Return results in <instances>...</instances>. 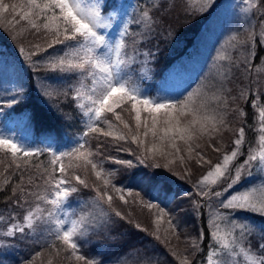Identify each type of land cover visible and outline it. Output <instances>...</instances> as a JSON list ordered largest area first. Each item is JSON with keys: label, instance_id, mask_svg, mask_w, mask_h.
Here are the masks:
<instances>
[{"label": "snow or ice", "instance_id": "snow-or-ice-1", "mask_svg": "<svg viewBox=\"0 0 264 264\" xmlns=\"http://www.w3.org/2000/svg\"><path fill=\"white\" fill-rule=\"evenodd\" d=\"M212 0H203L200 10L211 6ZM251 8L258 7V4L251 3ZM259 4H264V0H259ZM107 4L103 8L98 3L86 4L85 0H22L21 3H6L0 0V27L7 26L14 34L18 32L16 25L24 22L32 35L43 33L47 43L41 46L39 43L32 45V51L26 53L27 61L30 65H35L39 61L33 60V57L40 55L41 52H47L56 44H65V49L60 54L52 57L47 62L46 67L54 72L71 74L76 80V84L71 89V99L76 107L82 111L86 118L87 131L83 133L82 142H78L76 146L68 151L55 152L50 149L30 148L18 144L15 140L0 136V152L10 155L11 161L9 167L15 165L20 170L22 165L24 171H27L29 160L24 158H39L49 156L50 159L46 165H43L44 171L39 177V181L29 177L28 184H24V172L20 173L18 180L13 182L4 173H0V191L11 185V197H15L17 206L24 208L28 206L22 218V223H13L4 232L7 237H14L16 233L24 234L25 230L36 231L38 229H46L49 236L52 237L50 244H46V248H50L56 252H64L65 259L74 260L77 264H101V261L89 259L80 254L81 241L87 243L86 237L90 233L102 234L114 220L112 215L120 220L127 219V216L117 209L113 203L114 197L110 194L109 189L115 193H119V200L127 204L124 190L112 184L114 172L105 171L102 162H96L93 156L101 153L99 148L103 147V142L96 145L97 151H93L88 147V141L84 138L90 134H97V137H113L115 140H127V135L117 130V127L111 122V118L123 125L131 135V142L137 144L138 148L143 147L144 140L140 139V129L143 127V136L148 137L151 134L153 144L147 149L153 158L159 155L162 157L175 156L180 165L185 168L183 174L176 173L169 165L175 163L169 160L164 164L165 168L173 175H179L180 179H187L190 172L187 170V164L182 152L187 153L188 160L195 159L197 164L211 165L210 160L196 152L200 147L199 141L203 137H208L209 147L213 151H220L219 148L211 144L215 135L227 130V117L229 104V95L231 89L227 87L232 79L233 63L231 58L223 53L218 54L219 61H229L227 65H222L218 73L217 82L212 86L211 94L196 105L192 101L191 94L186 99L172 100L165 97L149 98L144 94L143 90L133 82L130 65L134 58L124 52L125 43L123 38L120 42L112 45L102 30L111 27V18H107L104 12L107 11ZM264 19V17H262ZM141 20L150 23L151 14L143 11ZM122 37L127 35V27H125ZM23 39V36H21ZM249 39L253 43V34L250 33ZM232 41H236L235 36L231 37ZM71 41L72 43L66 44ZM261 43H264V33H261ZM235 47V45H233ZM22 55L25 54L23 46L19 49ZM254 49L252 55L254 57ZM51 55V54H49ZM249 61L244 62V71H251L247 66ZM238 70L240 65H235ZM52 96V93H47ZM65 95H68L65 93ZM243 96V93H241ZM231 99H236L231 97ZM254 97L249 94L248 100L250 107L259 108L260 132L264 133V107L252 104ZM13 102H9L11 107ZM211 111H209V106ZM117 109H120L118 112ZM233 112H237L239 116L244 117L246 113L243 109L232 108ZM128 112L134 113L132 119L135 122V133L129 122L123 119L122 114ZM111 114V118L107 114ZM146 113V116H142ZM150 121V123H149ZM107 125L108 130H105ZM245 139V129L240 127L233 141L234 148L230 155H224L222 162L212 166L210 170L203 175L196 185L197 194L202 198L211 200L213 197L219 198L223 192L233 189L242 179L245 170L252 167H259L264 172V134L260 135L261 150L257 154L249 149L248 154L238 166L235 167L234 175L228 167L230 163L236 160L242 154V147ZM158 141V143H156ZM180 143L183 144L181 148ZM171 149L172 151H168ZM195 153V155H193ZM141 163L144 156L137 157ZM68 161L66 164L65 161ZM74 161L81 163L74 164ZM255 162V163H254ZM42 163V162H41ZM116 164H126L132 166L131 161L115 160ZM34 167H39V163H34ZM91 167L96 180L99 184L91 185L95 195L91 201L82 207L90 208L87 212H81L77 215L76 209L73 208L70 198L73 194L80 192L82 188L90 187L86 179L76 172H70L69 169L79 168L87 172ZM161 167L159 163L155 165ZM12 175V174H9ZM228 178L229 182L221 191H214L212 186L218 184L222 178ZM170 191L164 185L149 184V193L156 191ZM264 188V186H262ZM132 195V193H128ZM139 197V193H136ZM10 197V198H11ZM31 198V200L29 199ZM141 202L143 198L141 197ZM107 205V208L104 206ZM149 209L158 208L157 204L151 202L145 203ZM197 207H202L196 202ZM219 207L225 210H244L258 213L264 216V197L257 200L253 196L252 189H245L242 193H233L227 199L220 200ZM160 215L157 216L154 223L156 229L155 238L160 240L158 234L160 232V224L162 218L169 214L163 209H159ZM226 223L225 235L218 233L221 230V223ZM211 226L213 230L209 233V238L213 240V248L207 255L206 264H229L228 261L221 260V256L233 258L242 256L246 264H264V236L256 246V250H251L249 241L246 247L243 241L249 237L251 232L250 226L238 224L236 218L225 216L224 213L217 211L211 218ZM168 228L164 231L167 233L171 229L173 235L178 236L177 225L173 223L172 218L167 220ZM137 228L140 226L137 224ZM146 231V229H141ZM238 230V231H237ZM199 239H203V233L199 234ZM193 250H198L200 244L196 241L191 245ZM219 249V251L217 250ZM42 253H37L39 256ZM171 255L178 261V264H193L188 255L178 254L172 251ZM215 258V259H214ZM36 257H33L35 260ZM51 264V261H49Z\"/></svg>", "mask_w": 264, "mask_h": 264}, {"label": "trees", "instance_id": "trees-1", "mask_svg": "<svg viewBox=\"0 0 264 264\" xmlns=\"http://www.w3.org/2000/svg\"><path fill=\"white\" fill-rule=\"evenodd\" d=\"M13 0H5L7 3H13ZM22 0H14V3H21ZM107 12L111 9L115 10L120 5V0H107ZM134 7L148 11L151 14L152 20L150 23H145L139 20L136 25L130 27V31L125 38V41L129 44V49L134 52V59L137 57L140 59L139 63L132 64V67L139 69V72L134 71L133 77L142 85L150 89L151 96L157 92H161V81L164 74H167L168 70L184 55H188L184 61L188 59V64L191 65L192 61L190 57H195V61L198 65V72L195 78L202 79L203 69L205 67H212L214 62V54L216 49L213 50L212 46L214 43L213 34L210 37L207 36L209 26L204 25L208 22L209 15L202 11L200 13L191 12L189 10L188 0H152L146 2V0H133ZM262 5V4H260ZM264 6V4L262 5ZM262 8L260 7V14L258 10L253 12V17L259 21L262 18ZM211 14V13H210ZM208 18L204 20L205 18ZM205 21V22H204ZM204 22V24H203ZM203 24V25H202ZM202 25V26H200ZM143 26V28H141ZM205 27L206 31H202V27ZM224 25H221L223 28ZM7 26L0 27V76L5 78H10L15 82H12L14 89H9L2 84L0 80V94L1 102L0 107L4 112L3 120H13L12 118L18 119V123L22 124L25 122L27 125L30 124L32 131V137H30V142L34 144L36 148L50 149L55 152L68 151L78 142H82L83 133L87 131L86 128V118L83 116L82 111L79 110L71 99V89L76 84V80L72 78L71 74H64L60 72H54L49 70L46 65L47 62L52 59V57L61 53L65 49V44H56L53 48L47 50V52H41L40 55L33 57V60L39 61L35 65H30L26 58V52L22 55L19 51V46L16 42L9 39ZM37 37V43L42 47L46 45L47 40L45 37ZM250 35H247L246 45L249 49V39ZM72 43L71 41L66 42V44ZM263 47L254 48V57L250 63L254 66L258 64L260 59L264 57ZM33 49L31 48L30 51ZM190 50L189 53L187 51ZM51 54V55H49ZM242 62H240L241 64ZM202 67L200 70L199 68ZM26 71V73H25ZM241 72V70H239ZM252 69L248 71V96L247 99L242 104V109L245 111L246 116L241 118V126L246 132V142H250L253 139L252 129L254 127L256 119L253 109L249 105V94L253 97H257V94L253 90L263 88L264 79L258 83V88L256 86L257 81L253 82L252 79ZM191 82V81H189ZM2 88V89H1ZM246 89V88H245ZM3 90V91H2ZM6 91H13L12 94H7ZM244 91V90H242ZM47 93H52V96H48ZM67 93L68 95H65ZM264 98V94L261 97ZM12 106L9 107V102H13ZM119 112L120 109H117ZM111 118V114H107ZM143 113L142 116H146ZM123 119L130 123L133 133H135V122L130 119L133 115L124 112L122 114ZM111 122L117 127V130L127 135V140H115L113 137H97V134H90L86 137L88 141V147L95 152L97 151L96 145L103 142L104 146L99 148L101 153L98 156H93L92 159L96 162H102V166L105 171L114 172V177H112V184L116 187L124 190L125 199L128 201L127 204L119 200V193H115L109 189L110 194L113 195V203L117 209L122 211L127 219L120 220L112 215L114 223H112L102 234H98L99 238H102L101 245H108L115 248L114 243L119 238L120 240H138L145 243L148 239L143 238L147 235L145 231L141 229H146L150 231L151 222H153L151 212L141 211L139 209L154 211L162 207H168L166 205L170 201V196H172V201H179L183 197L187 196L192 188L188 191L192 181L191 172L189 171L192 163L188 164L186 159V164L188 171L190 172V179L182 180L179 178H169L164 176V173H169L168 169H163V164L158 157L153 158L150 153L145 152L144 145L151 144L153 138L151 134L148 137L143 136V127L140 129V139L144 140L143 147L138 148L137 144L131 142V135L128 133L127 129L123 128V125L114 118H111ZM105 130H108L107 125H104ZM215 141V140H213ZM138 156H144V161L137 158ZM169 160L173 159L167 157ZM29 160L27 165V171H24V166L22 165L20 170L15 168V165L9 167L11 157L10 155L0 152V173H4L13 182L19 179L20 173L24 172V184L27 186L29 177L39 181V177L44 171L43 165L48 163L50 159L49 156L45 155L39 158H24ZM131 161L132 166L126 164H116L115 160ZM42 162V163H41ZM34 163H39V167H34ZM67 164L68 161L66 160ZM74 164L81 163L80 161H74ZM159 163L161 167H156L155 165ZM70 172H76L81 175L82 178L86 179L90 187L87 189L81 187V191L73 194V199H82L84 202L88 203L91 201L95 193L91 189V185L99 184L100 182L96 180L91 167H88L87 172L79 168L69 169ZM12 174V175H9ZM170 180V181H168ZM164 179V180H163ZM181 180V181H180ZM149 184H160L170 191L164 190L161 193L154 195L152 192L149 193ZM11 185L7 186L4 191H0V261H12L13 264H29L33 257H39L45 255V258H50L46 256H51L55 251L46 248V244H50L52 237L49 234L46 235L47 240L45 242L37 243L35 238L31 237V231L25 230L24 234L16 233L14 237H7L4 232L7 230L11 224L22 223L23 215L25 214L28 206L21 208L16 205L15 197H11L10 193ZM141 188V189H140ZM132 195H128V193ZM139 193V197L136 196ZM151 195L156 199H152ZM193 195V194H191ZM11 197V198H10ZM143 198L141 202L140 198ZM187 198V197H186ZM191 198V197H190ZM31 200V198H29ZM151 202L157 204L158 208L149 209L145 206V203ZM204 205V204H203ZM107 208V205L104 206ZM139 208V209H138ZM199 208V207H198ZM206 207L199 208V214L196 221L199 224L197 229H194L196 235L203 233V239H199L200 248L196 250V255L190 259L193 262L197 260L200 256L208 254L213 248V240L209 238L210 228L206 224L207 214ZM246 216V218H243ZM239 222L248 223L252 230L249 237L243 241L245 246H248L250 241L251 250L255 251L257 244L260 242L261 237L264 236V216L258 213H252L251 216L248 213L245 215L243 213L235 214ZM140 227L137 228L136 225ZM110 237L103 239L104 235ZM194 233V234H195ZM92 235V234H91ZM184 233H178L179 238L173 235L170 242L172 245L179 248L176 241L182 240ZM117 238V239H115ZM115 240V242H114ZM180 240V242H181ZM108 243V244H107ZM182 243V242H181ZM119 250H123L122 244ZM169 244V247H174ZM181 246V245H180ZM91 249L97 252L98 246L96 244L91 246ZM37 253H42L37 256ZM116 253H119L116 251ZM64 257L65 253L63 252ZM80 254L88 257L86 250H80ZM52 257V256H51ZM104 257V256H103ZM58 260L54 264H71L69 260L61 259L57 257ZM89 258V257H88ZM73 259V258H72ZM50 260V259H49Z\"/></svg>", "mask_w": 264, "mask_h": 264}, {"label": "rangeland", "instance_id": "rangeland-1", "mask_svg": "<svg viewBox=\"0 0 264 264\" xmlns=\"http://www.w3.org/2000/svg\"><path fill=\"white\" fill-rule=\"evenodd\" d=\"M107 0H85L86 4H93L98 3L102 8L105 5ZM120 5L117 9L113 10L111 9L109 12H104V15L107 18H111V27L102 30L106 37L108 38V41L110 44L115 45L116 43L120 42V40L123 38L125 43V49L124 52L127 53L128 56L134 58V52L133 50L129 49L130 47L127 41H125L126 36L128 35V32L130 31V27L132 25H136L139 20H141L143 9L134 7L133 0H120ZM152 1V0H146V2ZM155 1V0H154ZM188 8L191 12L200 13L202 12L200 10L201 4L203 0H188ZM14 3V0L12 1ZM8 3V2H7ZM251 3L258 4V7L251 8L250 11H245L246 8L250 7L249 0H212L211 6L205 8L203 11L207 13V17L209 15V19L206 17L204 20L208 19V22H203L204 25H207L209 28L207 36L210 37L211 34H213L214 37V43H213V50L216 49V53L214 54V59L212 62H214L213 66L205 67L203 69V77L202 79L195 78L197 75V62L195 61V57L191 58L192 61L191 65L188 64V59L186 62L184 61L185 58H188V55H184L180 61L173 64V66L168 70L167 74H164L161 81V92H157L156 94H153L154 97L151 96L150 89L146 86L140 85L136 79L133 77L134 71L139 72V69L132 67V64L139 63L140 59L135 58L133 60V63L130 65L129 71L131 72L132 80L134 83H136L146 94L149 98H157V97H165L172 100L177 99H186L189 94H191L192 101L199 105L202 101H204L208 95L211 94L212 86L216 84L218 73L221 70L222 65H227L229 61H219L217 59L218 54H225L231 58V62L233 63V72L231 74L232 79L228 83L227 87L231 89V92L228 93L229 95V104L230 107L227 110L228 111V117H227V130L222 131V133L215 135L214 139L210 141L211 144L215 145V147L219 148L220 151H213L212 147H209V140L208 137H203L199 143L200 147L196 149V152L201 153L205 159L210 160L212 162L211 165L209 164H203L201 166L200 164H197L195 159L189 160L188 164L192 163L190 172L192 176V181H195V184H190L189 188L186 187L187 191L188 189L191 190V192L180 199L179 201H172V196H170V201L166 203V205H169L168 207H162L159 209H163L165 212H167L169 215L162 218V222L160 224V232L158 233L161 237L160 240H157L155 238V235L151 234L155 232L156 225L154 223L155 219L157 218L159 213V209H156L154 211H150L148 209L142 210L145 212H151L153 222H151V229L150 231H145L147 235L143 236V238L148 239V242L145 243L140 242V239L136 240H129V239H123L120 240L117 239L114 243V248L110 246V243L108 245H101L102 238H99L98 234L90 233L87 239V243L84 241H81V248L80 250H86L88 253L89 259L99 260L101 261V264H178V261L171 255L172 251H176L178 254H187L189 259L194 257L196 255V250H193L191 245L193 241H196L199 243V237L196 235L194 229H197L199 227L198 222L196 221L197 216L199 214V208L196 206V202H199L202 207H206V216L207 219L206 224L210 228V232L213 230L211 226V218L212 216L217 212L224 213L225 216H234L235 214H242L246 215L248 213L249 216L252 215L253 212L250 211H244V210H225L219 207L220 200L227 199L230 195L233 193H242L245 189H252L253 190V196L259 200L261 197H264V172H261L259 167H252L250 169H247L242 174L241 181L230 191L223 192L222 196L219 198L213 197L211 200H208L207 198H202L197 194L196 185L198 184L199 180L202 179L203 175L207 173L208 170L212 168L213 165L217 163H221L224 155H230L231 151L234 148L233 141L236 139L237 131L241 126V116L238 115L237 112H233L232 108H239L242 109L243 102L247 99L248 96V79L249 74L248 71H244V62L247 60L249 61L248 67L252 69V79L253 82L257 81V88L258 83L261 82V79H264V57L260 59L258 64L254 66L253 63H250L253 59L252 50L254 48L263 47L261 48L264 53V43L260 42L261 39V33H264V19L261 17L259 18V21L253 17V12L255 10L259 11L260 14V7L262 8V17H264V6L259 4V0H251ZM211 13V14H210ZM202 24V25H203ZM200 25V26H202ZM221 25L224 27L221 28ZM26 25L24 22H20V24L16 25V28L18 29V32L16 34L13 33L7 27L8 29V37L11 41L16 42L19 46H23L25 48V52L27 53L32 48L33 44L37 43V37L42 35L41 37L44 38L43 33L32 35L28 30H26ZM127 27V35L122 37V33ZM206 26L202 27V31H206ZM143 28V26H141ZM206 31V32H207ZM253 34V39L256 41L255 43L250 40L249 43V49L246 45V39L247 35ZM21 36H23V39H21ZM235 36L237 38L236 41H232L231 37ZM235 45V47L233 46ZM190 50L187 51L189 53ZM240 62H242L240 64ZM235 65H240V68L237 70L235 68ZM200 70L202 67L199 68ZM241 70V72H239ZM26 73V71H25ZM0 80H2V84L5 85L9 89H14L12 82H15L14 80H11L10 78H5L4 76H0ZM191 81V82H189ZM1 84V86H2ZM264 85V84H263ZM0 86V87H1ZM246 88V89H245ZM2 89V88H1ZM244 90V91H242ZM1 91V90H0ZM3 91V90H2ZM255 94H257V97H254L253 100H251L252 104L258 105L259 107H264V98L262 99V95L264 94V86L263 88H259L256 91L253 90ZM7 94H12L13 91H6ZM241 93H243V96H241ZM247 94V96H246ZM231 97H235L236 99H231ZM1 94H0V102H1ZM249 103V102H248ZM211 105L209 106V111H211ZM255 113V119L257 122H255L254 127L252 129L253 132V139L250 142H246V132H245V139L244 144L242 147V154L234 160L232 163L228 165V167L232 170V174L234 175L235 167L238 166L246 155L249 152V149L255 151L257 154L261 150V141H260V135L264 134L260 132V123H259V108H253L251 107ZM134 116V113H132ZM4 112L0 107V136H4L6 138L15 140L18 144L30 147L35 149L36 147L33 146L30 142V137H32V131L30 128V124L27 125L24 123H18V119L12 118L13 120H3ZM132 119V117L130 118ZM133 120V119H132ZM134 121V120H133ZM150 123V121H149ZM215 140V141H213ZM153 140L151 141V144L144 145V150L147 152V149L150 148L153 144ZM158 143V141H156ZM181 148H183V144L180 143ZM168 151H172L171 149H168ZM148 153V152H147ZM151 154V153H150ZM181 155H184L185 161L187 158V153L182 152ZM195 155V153L193 154ZM152 156V154H151ZM153 157V156H152ZM160 158L162 164L168 163L169 159L167 157H171L174 160L175 163L169 165V168H172L175 170L176 173L183 174L185 171V168L180 165V161L173 155V156H155ZM255 163V162H254ZM165 168L164 166L162 167ZM188 170V168H187ZM164 176L169 178H179V175H173V173L170 171L169 173H164ZM167 179V178H166ZM180 179V178H179ZM190 177L188 176L187 180H189ZM164 180V179H163ZM168 180V179H167ZM185 180V179H182ZM170 181V180H168ZM181 181V180H180ZM229 180L228 178H222L217 185L212 186L214 191H221L224 188H226ZM141 189V188H140ZM154 195H157V193H161L159 190L152 192ZM193 194V195H191ZM187 197V198H186ZM191 197V198H190ZM152 199H156L151 195ZM70 201L72 203V206L74 209H76L77 215H79L81 212H87L90 210V208H84L82 207L86 202H84L82 199H73L70 198ZM204 204V205H203ZM169 218H172L173 223L177 225L178 233H184L183 238L180 242L176 241V243L179 245V248L172 245L170 242L173 234L171 233V229H168V232L166 233L164 230L168 228L167 220ZM243 218H246V216H243ZM240 220L236 219V222L238 224H245L249 225L244 222H239ZM219 222V221H218ZM221 223V230L218 233L219 235L223 236L225 235V229L227 227L226 223ZM252 230V227H250ZM238 231V230H237ZM195 233V234H194ZM48 234V231L46 229H38L36 231H31V237L35 238V241L37 243L48 241L46 235ZM92 234V235H91ZM104 238H109L110 233H108V236H106V233L103 234ZM115 242V240H114ZM96 244L98 246L97 252L93 251L91 249V246ZM123 246V250H119L121 245ZM169 244L174 247H169ZM181 245V246H180ZM219 251V249H217ZM118 251L119 253H116ZM212 251V249H211ZM211 251L208 253L210 254ZM200 256L197 260H194L193 258V264H206L207 261V255ZM52 256V257H51ZM46 256L50 257L45 258V255L36 257L35 260H32L29 264H49V261H51V264H54L56 260H58L57 257L61 259L64 258L63 252H60L59 255L54 252L52 255ZM104 256V257H103ZM215 259V258H214ZM221 260L228 261L229 264H246V261L243 259L242 256H236L233 258H229L226 256H221ZM66 260V259H65ZM71 264H77V262L73 259L70 260ZM0 264H13L12 261H0Z\"/></svg>", "mask_w": 264, "mask_h": 264}]
</instances>
